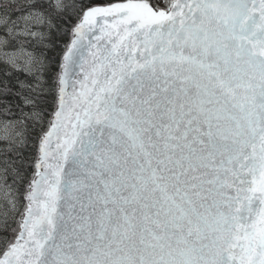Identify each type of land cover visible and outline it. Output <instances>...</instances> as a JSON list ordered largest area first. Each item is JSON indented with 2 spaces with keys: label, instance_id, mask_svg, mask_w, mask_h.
Instances as JSON below:
<instances>
[{
  "label": "snow or ice",
  "instance_id": "6c2138e0",
  "mask_svg": "<svg viewBox=\"0 0 264 264\" xmlns=\"http://www.w3.org/2000/svg\"><path fill=\"white\" fill-rule=\"evenodd\" d=\"M0 264H264V0H0Z\"/></svg>",
  "mask_w": 264,
  "mask_h": 264
}]
</instances>
